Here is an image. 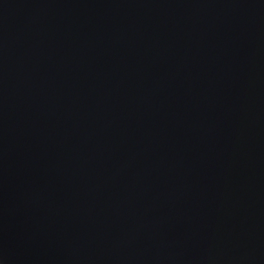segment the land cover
<instances>
[{
  "label": "water",
  "instance_id": "obj_1",
  "mask_svg": "<svg viewBox=\"0 0 264 264\" xmlns=\"http://www.w3.org/2000/svg\"><path fill=\"white\" fill-rule=\"evenodd\" d=\"M0 264H264V0H0Z\"/></svg>",
  "mask_w": 264,
  "mask_h": 264
}]
</instances>
